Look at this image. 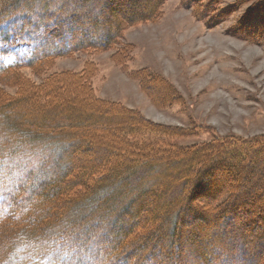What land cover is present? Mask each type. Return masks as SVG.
<instances>
[{
    "label": "trees",
    "instance_id": "1",
    "mask_svg": "<svg viewBox=\"0 0 264 264\" xmlns=\"http://www.w3.org/2000/svg\"><path fill=\"white\" fill-rule=\"evenodd\" d=\"M35 1L0 0L2 76L86 46L106 47L123 22L148 20L162 0H134L128 8L140 12L129 15L123 6L111 10L120 15L112 23L103 17L112 32L97 40L75 14L74 6L89 0H38L36 8ZM89 75L86 68L54 75L40 95L24 87L0 103V264H221L233 255L231 241L251 249L264 244L263 140L212 137L179 146L174 138L187 131L94 97ZM67 83L79 97L63 93ZM41 138L69 147L62 170L60 161L44 166L33 152ZM142 169L146 174L130 185ZM115 181L121 190L114 195L127 193L126 204L63 226L82 199ZM225 222L230 232L220 231ZM263 252L252 249L250 264L263 263Z\"/></svg>",
    "mask_w": 264,
    "mask_h": 264
},
{
    "label": "rangeland",
    "instance_id": "2",
    "mask_svg": "<svg viewBox=\"0 0 264 264\" xmlns=\"http://www.w3.org/2000/svg\"><path fill=\"white\" fill-rule=\"evenodd\" d=\"M100 1L74 6L75 14L86 18L85 29L94 28L89 36L92 40L109 29L112 32V27L102 24L103 17L108 16L111 23L119 17L120 9L113 17L111 10L123 6L126 14L138 11L128 8L134 0H104L110 11L102 8ZM38 6L36 0L35 8ZM85 68L94 97L133 110L153 123L187 131L190 135L174 138L179 146L206 143L212 137L264 141V0H162L148 20L123 22L106 47L86 46L36 68L20 67L7 76L0 74V103L20 95L24 87L40 95L50 77ZM67 87L63 92L67 97L81 94L73 83ZM33 143L36 148L32 150L44 166L51 159L60 161L62 170L70 162L66 156L69 147L63 141L41 138ZM144 174L146 171L138 170L128 183L134 184ZM118 182L82 199L80 208L72 209L63 226L69 229L84 219L93 222L104 215L108 205L126 204L127 193L114 195ZM225 199L223 196L220 202ZM114 222L112 218L107 225ZM232 228L225 222L220 231ZM229 243L233 255L221 264H250L251 250L258 254L264 250V244L251 249Z\"/></svg>",
    "mask_w": 264,
    "mask_h": 264
}]
</instances>
